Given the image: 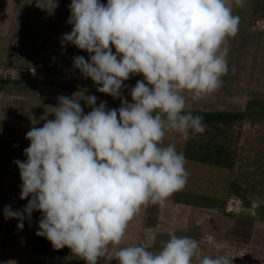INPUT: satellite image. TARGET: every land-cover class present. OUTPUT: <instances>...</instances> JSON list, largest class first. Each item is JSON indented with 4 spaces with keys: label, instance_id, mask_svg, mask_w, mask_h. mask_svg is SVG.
Masks as SVG:
<instances>
[{
    "label": "clouds",
    "instance_id": "9594fccd",
    "mask_svg": "<svg viewBox=\"0 0 264 264\" xmlns=\"http://www.w3.org/2000/svg\"><path fill=\"white\" fill-rule=\"evenodd\" d=\"M242 7L244 0H234ZM52 12L58 0H36ZM70 43L90 54L74 66L97 91L120 98L124 82L132 102L96 106L97 97L60 96L54 119L26 133V161L16 160L22 210L5 207L6 219L41 213L37 236L54 249L68 247L84 264H232L227 255L203 256L199 242L175 234L152 252L126 244L130 223L149 205L164 206L188 181L187 160L166 134L203 133L202 115L186 111L184 92L199 100L222 86L228 71L226 41L239 30L232 0H71ZM113 48L115 52H113ZM92 108L83 113L79 99Z\"/></svg>",
    "mask_w": 264,
    "mask_h": 264
},
{
    "label": "crops",
    "instance_id": "0c3cea01",
    "mask_svg": "<svg viewBox=\"0 0 264 264\" xmlns=\"http://www.w3.org/2000/svg\"><path fill=\"white\" fill-rule=\"evenodd\" d=\"M232 3L239 30L226 41L229 71L221 88L199 100L184 92L186 111L203 116L205 131L190 130L187 137L169 132L164 140L184 153L187 184L164 206L142 209L126 244L158 252L171 235L189 236L199 242L201 258L227 255L232 264H264V28H253L264 16V0ZM70 4L58 0L48 12L36 0H0V264H84L68 247L54 249L36 235L39 211L23 220L22 229L19 220L5 218V207L22 210L31 199H20L14 161H26V133L55 118L60 96L94 95L97 107L106 102V110L119 109L122 99L132 102L131 88L143 79L131 76L120 98L97 91L100 85L74 66L75 57L90 61V54L62 43L72 29ZM79 103L85 115L92 110L83 98Z\"/></svg>",
    "mask_w": 264,
    "mask_h": 264
},
{
    "label": "built area",
    "instance_id": "2783aa9c",
    "mask_svg": "<svg viewBox=\"0 0 264 264\" xmlns=\"http://www.w3.org/2000/svg\"><path fill=\"white\" fill-rule=\"evenodd\" d=\"M253 28L263 29L264 28V16L256 19L253 23Z\"/></svg>",
    "mask_w": 264,
    "mask_h": 264
}]
</instances>
